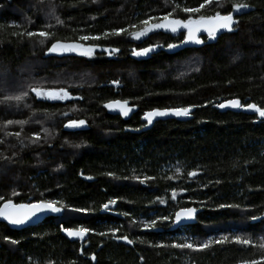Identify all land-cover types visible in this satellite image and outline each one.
<instances>
[{
  "label": "trees",
  "instance_id": "trees-1",
  "mask_svg": "<svg viewBox=\"0 0 264 264\" xmlns=\"http://www.w3.org/2000/svg\"><path fill=\"white\" fill-rule=\"evenodd\" d=\"M203 2L0 0V196L13 203L54 200L66 206L57 217L23 230L0 223V264H240L264 254L259 247L264 240V118L216 109L229 99L264 107V0H210L194 17L227 14L232 3L248 8L234 15L231 31L213 40L201 34L199 45L185 46L183 30L160 29L139 40L129 34L143 27L140 21L173 9L176 18H187L181 8ZM53 9L62 25L50 15ZM133 24L135 29L129 27ZM114 28L128 31L102 36ZM41 30L53 38L40 43V37L26 35ZM80 35L101 39L78 41ZM56 39L97 47L91 56L49 53ZM149 45L156 49L148 56L132 55L133 48ZM105 47L119 51L109 55ZM32 85L64 88L70 98L41 99L29 91L19 102L4 99ZM116 99L137 106V112L127 121L108 115L104 104ZM189 105L195 107L188 120L157 121L144 130L145 112ZM69 119L86 124L67 128ZM9 120L27 123L5 127ZM34 133L41 137L35 143ZM145 176L153 179L143 184L133 179ZM109 200L116 203L106 210L102 205ZM190 206L201 209L197 222L170 231L174 213ZM165 216L169 219H158ZM151 220L156 225L145 229ZM61 226L92 231L85 240L70 242ZM112 228L119 229L117 237L128 236L132 247L115 242ZM225 236V243L214 242ZM235 236L252 244L238 245ZM208 240L213 243L200 251L171 247Z\"/></svg>",
  "mask_w": 264,
  "mask_h": 264
},
{
  "label": "snow or ice",
  "instance_id": "snow-or-ice-1",
  "mask_svg": "<svg viewBox=\"0 0 264 264\" xmlns=\"http://www.w3.org/2000/svg\"><path fill=\"white\" fill-rule=\"evenodd\" d=\"M210 0H204L203 3H200L198 7H183L181 8V11L188 14L187 18H176L174 16V11L169 12L168 14H165L161 17H149L147 19H144L140 21V24L143 25L142 28L136 31H132L129 33L133 39L139 40L141 37L146 36L148 33L157 30V29H164L166 31H170L171 33H177L179 30H184V41L183 43L192 42L195 44H201L202 40L200 39L199 34L201 32L207 33L208 37L210 39L215 38L217 32L219 30H232V25L236 22L234 19V13H239L242 9H247L248 5L243 3H232L231 8L232 11L228 12L227 14H221L219 12L215 13L212 16H205V15H195L201 12V9L205 7V4L209 3ZM176 7H180L179 4L176 5ZM50 15L56 20L57 25H62L64 22L61 20V18L55 14V10L53 9L50 12ZM156 21V22H153ZM53 25L47 24L45 25V28H51ZM129 27L135 29L137 26L135 24L130 25ZM127 28H114L111 30V33L104 32L102 34L103 37L107 38L109 35H115L119 36L122 33L127 32ZM28 37H40V43H44L46 40L52 39L54 34L46 31L41 30L38 32L28 31L26 33ZM101 39V35H80L77 40L78 41H96ZM97 47V45L93 44L91 46H86L85 44L79 43L77 41L73 42H64L62 40H53L50 47L47 49L49 53H66V52H75L82 56H91L93 54L94 49ZM153 45H149L148 47L144 48H133L132 49V55L133 56H144L151 52L153 50ZM177 47L175 44H168V48L172 49ZM104 52L111 55L112 53H116L119 51L118 48H107L105 47L103 49ZM114 84H118V81H113ZM29 91L34 93L37 98L41 99H47V100H60L63 101L65 99L70 98V93L64 89H44L41 86L38 85H32L29 86L28 91H22L18 95L13 96H6L4 97L5 100H15L17 102L21 101L24 97H26L29 94ZM219 108H225L231 107V108H245L248 110L254 111L259 117L264 118V107L257 106L254 103H248V104H241L239 99H231L226 101L225 103H220L216 105ZM104 107L110 110L117 109L119 110L120 114L122 116H127L131 108L128 105L127 100H113L109 101L104 104ZM194 105H189L186 107H179V108H166V109H152L150 111H147L144 113L143 119L147 121L148 124H151L153 119L156 117H164L167 115H172L175 117H188L192 109L194 108ZM65 115H67L65 113ZM20 124L24 125L27 123V121H12L9 120L5 123V127L10 124ZM86 124V121L83 119H69L67 123L65 124V127L67 128H76L80 127ZM45 133H47L48 129L43 130ZM10 135L12 133H9ZM16 137H19L21 135L20 132L14 133ZM41 137L39 133H34L32 142L35 143L38 140H40ZM2 142V141H0ZM79 147V145H76ZM180 170L177 169V172ZM108 175H113L112 173H108ZM197 174L195 172H189V177H194ZM90 178V177H89ZM133 179L139 180L141 184L145 183L147 180L153 179L152 177L145 176L143 178L140 177H133ZM168 179H172V177H168ZM13 196L18 195L17 192L13 191ZM159 199V198H158ZM172 199H176V193L173 191L172 193ZM0 201H3V203H0V218H3V220L7 221L11 225H23L26 222H29L32 218L36 217L38 214L43 213H60L65 205H63L62 202L54 201V200H39L36 202H29V203H13L12 199L4 200V197L0 196ZM115 200H109L108 203L102 205L104 209H108L109 205L115 204ZM160 203H164L163 199H160ZM221 208H233V207H239L238 205H219ZM71 211L76 212H87V209H78L73 208L70 209ZM196 212L195 208L186 207L183 208L177 212H175V218L172 221L173 223H180L184 219H192L194 218V213ZM122 215L127 216L128 213H122ZM160 220H168L169 217H159ZM252 219H256L255 216L252 217ZM157 220H151L150 222H145L143 224V227L145 229L152 228L156 225ZM61 230L66 233L69 237H76L80 240H84L85 236L92 231L91 229L87 227H78V228H72V227H63L61 226ZM119 229L112 228L109 229V232L113 236V238L124 240L128 244H132L133 241L128 238V236H116V233ZM101 236H106L108 233L102 232L99 233ZM5 239H9L8 237H5ZM228 237H221L220 239L214 241L216 244H223L226 241H228ZM234 242L238 245L242 246H248L252 244V240L248 237H241V236H235L233 238ZM11 243L15 244L17 243L16 240H11ZM213 241L208 240L199 244L191 243V242H182V243H173L171 247L173 248H179V249H191L193 251H200L203 249L208 248ZM156 247H164L165 245L157 244ZM259 247L261 249H264V240H262L259 244ZM83 254V252H82ZM93 261L96 259L95 255H91L90 257ZM142 259V258H141ZM49 264H52L50 261ZM240 264H264V254L260 255V257L252 258V259H243Z\"/></svg>",
  "mask_w": 264,
  "mask_h": 264
},
{
  "label": "water",
  "instance_id": "water-1",
  "mask_svg": "<svg viewBox=\"0 0 264 264\" xmlns=\"http://www.w3.org/2000/svg\"><path fill=\"white\" fill-rule=\"evenodd\" d=\"M188 44H195V43H192V42H187V43H184V45H188ZM116 100H119V99H116ZM231 100V99H229ZM113 101V100H111ZM123 101V100H121ZM226 101L228 100H224V101H221L219 102L218 104L220 103H225ZM109 102V101H108ZM241 102V101H240ZM107 103V102H106ZM217 104V105H218ZM242 104V103H241ZM128 105L129 107L131 108V110L129 111L128 115L127 116H122L119 112V110L117 109H113V110H110V109H107L104 107L106 113L108 115H111V116H118L120 117L123 121H127L129 120L138 110L137 106L135 105H131L129 102H128ZM216 109L218 110H221V111H231V112H236V113H242V114H246V115H256V113L252 110H248V109H245V108H231V107H225V108H219L216 106ZM143 116L144 114L141 116L140 120L141 122L145 123V126H144V130H149L152 128V126L154 125L155 122L157 121H165V120H170V119H177V120H182V121H185V120H188L190 115L188 117H175V116H172V115H167V116H164V117H156L153 119L152 123L151 124H148L146 120L143 119ZM190 208H195L194 206H190ZM196 209V212L194 213V218L192 219H184L182 220L180 223H172V225L169 227V230L170 231H175L177 230L178 228H181L183 226H189V225H194L196 222H197V216L198 214L201 212V209L199 208H195ZM181 210V209H179ZM177 210V211H179ZM176 211V212H177ZM60 213H43V214H38L36 217L32 218L29 222H26L25 224L23 225H11L9 224L7 221L3 220V218H0V223H4L5 225H7L10 229L12 230H23V229H26V228H29V227H34V226H37L38 224H40L43 220L47 219V218H50V217H57ZM175 218V214H174V217H173V220ZM60 231H61V235L63 237H65L68 241L70 242H79V241H82L80 240L79 238H76V237H69L66 235V233H64L62 230H61V227H60ZM87 235L85 236L84 240L86 239ZM115 241L117 243H121L125 246H129V247H132L133 244H128L126 243L124 240H121V239H116L115 238ZM81 252V250H80Z\"/></svg>",
  "mask_w": 264,
  "mask_h": 264
},
{
  "label": "rangeland",
  "instance_id": "rangeland-1",
  "mask_svg": "<svg viewBox=\"0 0 264 264\" xmlns=\"http://www.w3.org/2000/svg\"><path fill=\"white\" fill-rule=\"evenodd\" d=\"M234 25H235V23L232 25L233 27H234ZM157 30H160V29H157ZM164 30V29H163ZM181 30H183V29H181ZM154 31H156V30H154ZM154 31H152V32H154ZM180 31V30H179ZM221 30H219L218 32H217V34L220 32ZM151 33V32H150ZM201 34H204L205 36H206V38H207V40H213V39H210L209 37H208V35H207V33H204V32H201L200 34H199V36L201 35ZM217 34H216V36H217ZM215 36V37H216ZM142 38V37H141ZM197 45H199V44H197ZM156 48H153V50H155ZM152 50V51H153ZM151 51V52H152ZM151 52H149L148 54H146V55H144V56H139V57H146V56H148ZM82 127H84V125L83 126H80V127H76V128H82Z\"/></svg>",
  "mask_w": 264,
  "mask_h": 264
},
{
  "label": "flooded vegetation",
  "instance_id": "flooded-vegetation-1",
  "mask_svg": "<svg viewBox=\"0 0 264 264\" xmlns=\"http://www.w3.org/2000/svg\"><path fill=\"white\" fill-rule=\"evenodd\" d=\"M236 13H234V15H235ZM236 23V22H235ZM232 28H233V26H232ZM228 30H221L219 33H221V32H227ZM218 33V34H219ZM145 124V123H144Z\"/></svg>",
  "mask_w": 264,
  "mask_h": 264
},
{
  "label": "bare ground",
  "instance_id": "bare-ground-1",
  "mask_svg": "<svg viewBox=\"0 0 264 264\" xmlns=\"http://www.w3.org/2000/svg\"><path fill=\"white\" fill-rule=\"evenodd\" d=\"M184 31V30H183ZM175 214V213H174ZM174 217V216H173ZM173 221V220H172ZM173 223V222H172ZM172 225V224H171ZM83 241V240H82ZM114 241H115V238H114ZM116 242V241H115Z\"/></svg>",
  "mask_w": 264,
  "mask_h": 264
}]
</instances>
